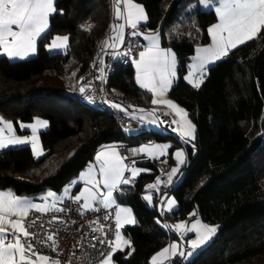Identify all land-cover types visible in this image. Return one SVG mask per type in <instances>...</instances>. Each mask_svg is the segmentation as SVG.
<instances>
[{"label":"trees","instance_id":"obj_1","mask_svg":"<svg viewBox=\"0 0 264 264\" xmlns=\"http://www.w3.org/2000/svg\"><path fill=\"white\" fill-rule=\"evenodd\" d=\"M134 1L144 5L148 16L141 29L159 30L163 44L177 56L169 96L196 128L193 145L173 132L147 134L170 144V159L176 148L185 147L182 178L168 186L178 203L175 214L199 216L217 227L215 238L191 261L176 258L173 264H264V30L212 65L196 88L184 76L196 47L210 40L215 11L202 10L197 0ZM55 9L36 56L19 61L0 57V114L15 123L35 117L49 122L41 133L47 150L42 158L36 159L29 145L0 150V190L19 195L60 192L101 146L148 140L145 132L126 136L114 114L78 94L117 22L113 0H56ZM58 34L68 36L69 46L49 53L46 45ZM107 84L141 102L148 99L136 83L133 65L117 61ZM146 166L135 184L118 191L137 223L123 229L130 245L114 254L115 264H152L151 258L176 238L163 227V213L143 198L161 169L157 161Z\"/></svg>","mask_w":264,"mask_h":264},{"label":"snow or ice","instance_id":"obj_2","mask_svg":"<svg viewBox=\"0 0 264 264\" xmlns=\"http://www.w3.org/2000/svg\"><path fill=\"white\" fill-rule=\"evenodd\" d=\"M199 3L208 8L215 6V15L219 22L208 29V34L212 38L210 47L197 48L196 56L193 58L194 64L189 66V73L185 79L188 80L193 87L198 88L203 82V78L207 71L206 65H210L215 61H219L227 57L231 50L237 48L238 45L244 44L246 41L258 38L262 30H264V0H199ZM114 16L116 20H122L124 23H115L108 39L103 41V48H110L113 50V58L117 56L130 55L132 49L129 48L126 52L117 51L121 45L125 43V27L131 29L129 37H139L141 35L139 27L142 21L147 20L145 9L142 5L135 3L134 0H113ZM122 5V7H121ZM56 11L54 7V0H0V50L6 54L10 59L24 60L33 55L37 51L38 39L44 38L49 28V17ZM91 28V26H89ZM148 44L143 47V50L138 52L139 59H132V63L136 67V82L141 89H146L152 93L153 105L163 104L169 109L173 110L180 120H173L177 125V129L181 134V138L188 137L194 139V126L186 119L187 113L179 108L175 103L166 99H157L163 97L171 84L173 77L176 75V56L171 50H164L160 46V31L155 35L144 36ZM68 37L56 36L49 51L53 49L62 50L67 47ZM134 44L135 40L132 41ZM101 59L99 64H103ZM198 70V74L197 71ZM101 75L97 77L104 80V69L100 68ZM75 75V73L73 74ZM195 77V79H193ZM87 81L86 84L80 87V92L84 93L85 89L91 84ZM120 111L125 109L120 105H113ZM143 112V110H139ZM149 116L155 117L156 112L153 110L148 113ZM168 115V113H164ZM145 117H140L143 120ZM154 123L155 120L150 121ZM0 150L6 149L9 146L27 145L30 143L32 154L36 159L44 156L38 136L37 127L46 128L47 122L36 120L32 125H23L21 128L30 127L32 129L31 137L19 138L13 134V126L11 122H4L0 119ZM7 130L8 135L3 133ZM185 140V143L189 142ZM169 145H148L141 147L138 151L141 153H151L164 155ZM177 161V167H173L168 173V181L171 182L173 174L177 173L179 166L183 163L184 153L178 150L174 154ZM126 157H121L114 149H102L96 156V165H98L99 177L97 180L93 176L94 168L89 167L88 172L81 174V179L87 176L86 184L91 185L86 187L80 195L75 196L74 202H79L83 199L82 208L88 210L92 208L91 201H97L105 209L112 207L115 204L113 198L114 191L119 190L120 185H128L133 182L135 176L140 172L139 169L128 168L124 164ZM126 171L131 172L129 178L124 175ZM161 183L157 178L154 184H149L147 189H157ZM102 184L106 190L102 192L99 185ZM146 189V191H147ZM68 191V189H65ZM52 198V208L55 207L56 197L54 193L49 191L46 196L41 199L47 201ZM145 201L151 203L152 195L148 194L144 197ZM62 199V198H60ZM162 205H168L167 211H172L175 201L167 200L161 201ZM35 209L36 211H46V206H40L31 203L27 198L15 196L11 191L0 190V264H48L49 257L40 253L32 243L33 233L23 224L24 218L29 211ZM191 215H195L192 213ZM15 217V219H12ZM106 219L108 217H105ZM116 231L115 242L109 240H99V243H107L111 251L108 253H101L105 259L101 264H111V258L117 248L120 247L122 241L125 245L130 242L121 236L120 228L122 223L134 224L135 220L132 217L131 210L128 208L117 207L115 213ZM35 223V221H33ZM159 223V221H158ZM164 228H171L181 235L183 238L188 233H195V239L187 241L188 246L193 252L204 245L212 235L217 231L216 227L202 224L197 220L190 227H186L185 223H178L175 226L163 225ZM10 228L11 232L7 229ZM95 231V229H93ZM47 241H51L49 247L55 251L57 245L53 235L47 236ZM116 247L113 248L112 244ZM93 247H95L93 245ZM178 244L172 243L165 247L161 252L157 253L151 258L152 264H163V261L169 258V254L175 256L177 254ZM193 252L184 253L180 255H192ZM35 257V259H33ZM52 264H58V261L53 260Z\"/></svg>","mask_w":264,"mask_h":264},{"label":"built area","instance_id":"obj_3","mask_svg":"<svg viewBox=\"0 0 264 264\" xmlns=\"http://www.w3.org/2000/svg\"><path fill=\"white\" fill-rule=\"evenodd\" d=\"M124 31L125 43L117 51L126 52L131 48V54L117 56L114 59L113 50L103 48L102 44L93 62L91 71L85 75L82 82L83 85L87 81H91L92 83L85 89L84 93L78 91V94L80 98L89 104L114 114L118 130L129 137L132 135L131 131L141 130L142 125L113 105L133 107L142 104V102L136 97L111 88L107 84L114 72L117 61H120L123 65H134L132 59H139L138 52L142 48L140 37H129L128 34L132 30L127 27H125ZM139 31L141 33L140 27ZM133 40L136 41L135 44L132 42ZM101 59L104 61L103 64H99ZM100 68L104 69L103 81L97 78L101 75ZM158 117L166 127L172 125V117L170 115H164V112L161 111ZM143 136L148 138V140L143 142L155 143L154 139L149 135L145 134ZM141 143L120 144L119 149L123 156L126 157L125 161L128 167L156 161L151 155L138 151L141 148ZM170 169L171 165L169 163L160 169L159 179L161 184L158 186L159 194L168 191L166 179ZM125 176L132 178L129 172L125 173ZM132 179L133 182L131 184H135L138 180L137 178ZM74 200V197L65 198L57 203L56 208L43 212L32 209L22 222L34 234L32 237L34 247L41 254L48 256L49 261L55 260L58 261V264H101V261L105 259V256H102L101 253H108L111 251V248H109L107 243H99V240L115 241L116 207L105 209L99 203H95L91 209L86 210L81 207L82 201L74 202ZM105 217L108 218L106 219ZM164 217L167 218V215H164ZM48 235L54 236L57 245L55 251L49 247L52 242L47 241ZM112 247H114V243ZM169 264H173V261L171 260Z\"/></svg>","mask_w":264,"mask_h":264},{"label":"crops","instance_id":"obj_4","mask_svg":"<svg viewBox=\"0 0 264 264\" xmlns=\"http://www.w3.org/2000/svg\"><path fill=\"white\" fill-rule=\"evenodd\" d=\"M55 1L56 0H54V7H55ZM135 2V1H134ZM197 2H198V6L200 7V3H199V0H197ZM135 3H137V2H135ZM138 4H140V3H138ZM140 5H142L143 7H144V5L143 4H140ZM121 7H122V5H121ZM144 9H145V7H144ZM203 9H211V10H214L215 11V6L213 5V6H209L208 8H205V7H203ZM145 13H146V9H145ZM146 15H147V13H146ZM51 17V16H50ZM50 17H49V27H50ZM148 21V16H147V20L146 21H142L141 22V25H140V28H141V26L142 25H144L146 22ZM219 22V20H217L216 21V23H218ZM116 23H124V21H122V20H117V22ZM216 23H214V24H216ZM213 24V25H214ZM213 25H211L210 27H212ZM209 27V28H210ZM49 29V28H48ZM48 31V30H47ZM157 33V31H151V30H142L141 29V35L139 36L140 37V41H141V50H143V47L144 46H146L147 44H148V41L147 40H145V39H143L144 38V36H152V35H155ZM59 35V34H58ZM110 35H114V33H112L111 32V34ZM55 36H57V35H55ZM54 36V37H55ZM161 36V35H160ZM53 37V38H54ZM53 38L51 39V41L46 45V50L49 52V46L51 45V43H52V41H53ZM209 38H210V40H209V42L207 43V44H205V45H200V46H197L196 47V49H195V51H194V54L192 55V57H191V61H190V64H189V66L190 65H192V64H194L195 63V61L193 60V58L196 56V50H197V48H203V47H210L211 46V44H212V38H211V36L209 35ZM39 40L40 39H38V41H37V50H38V42H39ZM256 40V38L255 39H253V40H250V41H246L244 44H242V45H248V44H250V43H252V42H254ZM160 46H161V48L162 49H164V50H171L173 53H174V51L169 47V46H166V45H164L163 44V42H162V37H161V39H160ZM238 46H240V45H238ZM237 46V47H238ZM108 49H110V48H108ZM36 54H37V51H36V53L35 54H33V55H31V56H29V57H27L26 59H28V58H32V57H34V56H36ZM175 54V53H174ZM7 57L9 60H11V61H19L20 59H10L6 54H4L3 52H2V50H0V57ZM175 56H176V54H175ZM223 59V58H222ZM176 60H177V64H176V75H175V77H173V83H174V81H175V79H176V77H177V66H178V59H177V56H176ZM217 61H215V62H213L212 64H210V65H206L205 67H206V69H207V71H206V73H205V76H204V78H203V81L205 80V78H206V75H207V73H208V70H209V68L212 66V65H214L215 63H216ZM133 68H134V71H135V80H136V67H135V65H133ZM194 71H197V74H198V70H194ZM188 73H189V68H188V70H187V72H186V74H185V76H184V78L185 77H187L188 76ZM193 79H195V77H193ZM186 80V82H188V80L187 79H185ZM137 83V82H136ZM173 83L171 84V86L169 87V89L167 90V92L165 93V95L163 96V97H157V99H166V100H169V101H172L173 103H175L179 108H181V109H183L184 110V112H187L183 107H181L178 103H176L172 98H170V96H169V91H170V89H171V87L173 86ZM189 83V82H188ZM190 84V83H189ZM138 85V84H137ZM190 85H192V84H190ZM201 85V84H200ZM139 86V85H138ZM139 88H140V86H139ZM141 89V88H140ZM142 90V92H144L146 95L148 94V99L145 101V102H142V104H140V105H138V106H133V107H124V106H122L124 109H125V111H122V112H124L125 114H127V115H129L133 120H135V121H137V122H139L141 125H142V128H141V130H134V131H131V133L132 134H138V133H141V132H145L144 134H148V132H150V131H157V132H159V133H162V132H164V131H162V130H160L158 127L159 126H161V127H163L162 126V122H161V120L159 119V117H158V114L162 111V112H164V113H168V115H170L171 117H172V125L170 126V127H166V130H167V132L165 133V134H169L170 132H173L175 135H177L180 139H181V134H180V131L179 130H175V129H177V125L176 124H174L173 123V120H177L178 121V119L180 118L179 116H177L176 115V113L173 111V110H171V109H169L166 105H163V104H156V105H153L152 103H151V101H152V93L151 92H149V91H147L146 89H141ZM139 110H143V112H141V111H139ZM153 110H155V112H156V116L155 117H152V116H149L148 115V113H150V112H152ZM188 114V113H187ZM144 116L145 118L143 119V120H141L140 119V117L141 116ZM0 119H2L4 122H11L12 123V126H13V134L15 135V136H17V137H19V138H25V137H31V135H32V129L30 128V127H26V128H21V124H23V125H32L36 120H42V121H46L47 122V127L46 128H42V127H37V136H38V140H39V144H40V146H41V148H42V150H43V152L46 154L47 153V150L45 149V147L43 146V143H42V140H41V133L43 132V131H45V130H47L48 128H49V122L46 120V119H43V118H39V117H35L32 121H30V122H23V121H19V122H17V123H15L14 121H12V120H9V119H7V118H5L4 116H2L1 114H0ZM186 119L190 122V119L188 118V115H187V117H186ZM152 120H155V122L154 123H151L150 121H152ZM0 127H3V125L2 124H0ZM172 129V130H170V129ZM169 129V130H168ZM195 130H196V128L194 127V133H195ZM130 133V132H129ZM5 136H7L8 135V133H7V130L5 129V131H4V133H3ZM195 135V134H194ZM195 137V136H194ZM184 139H185V137H184ZM195 141V138L193 139V142ZM153 144H165V143H157V142H155V143H153ZM27 145H29L30 147H31V145H30V143L29 144H27ZM27 145H18V146H9L8 148H16V147H22V146H27ZM119 146H120V144H107V145H103V146H101L98 150H97V152H96V154L94 155V158H93V160L86 166V168L78 175V177L75 179V180H73L70 184H68L66 187H64L60 192H52V193H54V196L57 198L56 199V201H55V207L54 208H56V206H57V203H59L61 200H63V199H65V198H69V197H74L75 198V196H78V195H80V193L82 192V191H84V189L86 188V187H88V188H90L91 187V185H87L86 184V179H87V176L85 175V178L84 179H81V174L82 173H87L88 172V169H89V167L90 166H92L93 168H94V171H93V176L97 179V180H99L100 179V177H99V171H98V165H96V156L98 155V153L102 150V149H109V148H112V149H114L121 157H124L123 156V154L121 153V151H120V149H119ZM7 149V148H6ZM186 153V152H185ZM144 154H146V153H144ZM165 155V154H164ZM43 156H41L40 158H42ZM164 157H166V159L163 161V163H159L158 162V160L156 159V161H157V164L160 166V167H163V165H165L166 163H169L170 165H171V169L173 168V167H175V162H174V159H173V157H174V155L172 154V159H170V156H169V153H168V155H167V153H166V155L164 156ZM187 157V156H186ZM154 158V157H153ZM155 159V158H154ZM186 161L187 160H185V162L183 163V166L186 164ZM124 164L125 165H127V163H126V161L124 160ZM183 166H182V169H183ZM134 167H136V166H134ZM137 167H140L139 168V170H140V172H139V174L137 175V176H135L134 178H139V176H140V174L141 173H143V172H146L147 171V166H146V164H142V165H138ZM128 168H133V167H128ZM171 169H170V171H169V173L171 172ZM127 172H129L130 174H131V172L130 171H126L125 173H127ZM125 173H124V175H125ZM183 173V172H182ZM183 175V174H182ZM179 177H180V175H179ZM182 177V176H181ZM181 177L180 178H175L174 179V181L172 182H169L168 181V176H167V179H166V184L168 185V186H175L179 181H180V179H181ZM128 185H131V183L130 184H128ZM122 186H125V185H120L119 186V190L121 189V187ZM99 188H100V190L102 191V192H105L106 190L103 188V185L102 184H100L99 185ZM65 189H68V191H65ZM118 190V191H119ZM2 191H5V190H2ZM118 191H114V193H113V198L117 201V202H120V200H119V198H118ZM5 192H7V191H5ZM12 192V191H11ZM148 192V191H147ZM15 196H18V197H21V198H27L31 203H33V204H36V205H40V206H46L47 207V210H51V209H54V208H52L51 207V205H52V203H53V200H52V198H49L47 201H45V200H43V199H41V197H44V196H46L47 195V193H44V194H41V195H39V196H27V195H19V194H15L14 192H12ZM146 194V193H145ZM147 194H151L152 195V201H153V204L154 205H156L157 206V208H158V210H160V212H162L163 213V216L164 215H167V218L166 219H168L167 221H166V223H162V225H165V224H167V225H170V226H172L173 224L172 223H174V221L175 222H177V223H185V225H186V227H190L191 226V224H194L197 220H199L202 224H205V225H208V226H212V227H216L215 225H209V224H207L206 222H204L199 216H195V217H193V218H191V219H185V218H182V217H179V216H177L176 214H175V212H176V210H177V208H178V203H177V200H176V198L174 197V195L173 194H171V193H169L168 191L167 192H165V193H163V194H159L158 193V190L157 189H154V190H151L150 192H148ZM60 198H62V199H60ZM169 199H171V200H174L175 201V205H174V207H173V209H172V211H167V207H168V205L166 204V203H164L163 205H162V203H161V201L163 200V201H167V200H169ZM81 201L82 202H84L83 201V199H81ZM95 203H98L97 201H91V204H92V206L95 204ZM100 204V203H99ZM101 205V204H100ZM153 205V206H154ZM102 206V205H101ZM112 207H116V209H117V207H119L118 206V204H115V205H113ZM35 210V209H34ZM46 210V211H47ZM165 218V217H164ZM12 219H15V217H13ZM174 226V225H173ZM125 227H127V226H125ZM124 227V228H125ZM123 228V229H124ZM169 229V231L170 232H172V233H174L175 235H176V238L175 239H173L167 246H165V247H168L170 244H172L173 242H175V240L176 239H178L179 241H181V236H180V234H178L177 232H175L173 229H171V228H168ZM216 229H217V227H216ZM9 232H11V229L10 228H8L7 229ZM216 234H217V231L215 232V234L214 235H212L211 237H210V239L204 244V245H202L200 248H198V249H196L195 250V252H194V256L198 253V252H200L204 247H206L214 238H215V236H216ZM184 238L188 241L189 239H195V233H188L187 234V236H184ZM188 245V244H187ZM164 247V248H165ZM163 248V249H164ZM161 251V250H160ZM159 251V252H160ZM180 253H181V249L179 248L178 249V251H177V254H176V256H175V258H174V256H172V255H170L169 254V258L168 259H166V260H164L163 261V264H169V262L172 260V261H174L176 258H181L180 257ZM186 254H187V252H185ZM157 254V253H156ZM155 254V255H156ZM185 256V258H186V256L187 255H184ZM193 256V257H194ZM192 257V258H193ZM184 258V259H185ZM192 258H190L187 262H189V261H191L192 260ZM33 259H35V257H33ZM184 259H182L181 258V261L183 262V263H187V262H184L185 260ZM152 263V262H151ZM48 264H52V262L51 261H49L48 262ZM111 264H113L112 262H111ZM115 264V263H114Z\"/></svg>","mask_w":264,"mask_h":264},{"label":"rangeland","instance_id":"obj_5","mask_svg":"<svg viewBox=\"0 0 264 264\" xmlns=\"http://www.w3.org/2000/svg\"><path fill=\"white\" fill-rule=\"evenodd\" d=\"M200 8L202 9V10H204V11H209V10H211V9H203V6L202 5H200ZM57 36H61V37H64V36H67V35H65V34H59V35H57ZM56 37V36H55ZM54 37V38H55ZM68 37V36H67ZM53 38V39H54ZM68 46H69V39H68V42H67V47L65 48V49H62V50H57V49H53V50H51V51H49V53H56V52H64V51H66L67 50V48H68ZM185 109V108H184ZM187 113V112H186ZM188 115V114H187ZM188 118H189V116H188ZM190 119V118H189ZM180 120V118L178 119V121ZM190 123L195 127V124L193 123V121L190 119ZM162 124V126L163 127H161V126H159L158 128L160 129V130H162V131H164V132H162L163 134H165L166 132H167V130H166V125L165 124H163V123H161ZM170 129V128H169ZM168 129V130H169ZM170 130H172V129H170ZM195 134V133H194ZM195 136V135H194ZM181 140L183 141V143H185V140H189V138L188 137H185V139L184 138H181ZM166 145H169V147L166 149V153H167V155H168V151H169V148H170V144L169 143H165ZM165 144H153V143H151V142H142L141 144H140V146L141 147H143V146H148V145H165ZM185 144H190V145H193V139H190L189 140V142H187V143H185ZM178 150H181V151H183V153H184V157H183V163L185 162V160H187V157H186V153H185V147H183V146H180V147H178V148H176L175 150H174V152H173V155L175 154V152L176 151H178ZM166 153H165V155H166ZM146 154H148V155H151L152 157H154L155 159H157L158 160V162L159 163H163V161L166 159V157H164L165 155H159V154H156V156H153V154H151V153H146ZM173 159H174V162H175V167H177V161H176V159H175V156L173 157ZM183 163L179 166V170H178V172L177 173H175V174H173V176H172V182L174 181V179L177 177V178H180L181 176H182V166H183ZM164 164V163H163ZM168 163H166L165 165H167ZM165 165H163V166H165ZM133 168H135V169H139L140 167H133ZM160 168H162V167H160ZM179 175H180V177H179ZM182 178V177H181ZM156 182V181H155ZM154 182V183H155ZM154 183H151V184H154ZM161 184V183H160ZM159 184V185H160ZM151 190H154V189H148V192H150ZM147 192V193H148ZM145 194V195H148V194ZM144 195V196H145ZM146 203H147V205L148 206H153L154 204H153V201L151 200V203H149L148 201H145ZM115 204H118V206L119 207H121V208H128V209H130L131 210V213H132V217H133V219L135 220V223L134 224H128V223H122V226H121V228H120V232H121V236H122V238L123 239H125V240H127V238L125 237V235H124V230H123V228L125 227V226H133V225H135L136 223H137V221H136V217H135V215H134V213H133V210H132V208L126 203V202H124L123 200H122V198L120 197V202H117L116 200H115ZM114 204V205H115ZM174 226L176 225V224H178L177 222H175L174 221V223H172ZM172 225V226H173ZM181 236V235H180ZM182 238V237H181ZM115 240H116V238H115ZM115 242V241H114ZM173 243H177L178 244V249L180 248L181 249V252H187V253H189V252H193V250L187 245V240L183 237L182 239H181V241H179L178 239H176L175 240V242H173ZM130 245V244H129ZM129 245H125L122 241L120 242V247L119 248H117L116 249V251L113 253V255H112V258H111V262L114 264L115 263V260H114V254L117 252V251H119V250H122V249H124L125 247H127V246H129ZM116 247V245H115V243H114V247L113 248H115ZM178 249H177V251H178ZM163 250V248L161 249V251ZM160 251V252H161ZM195 252V251H194ZM194 252H193V254L192 255H187L186 256V258H185V256H181L180 255V257L182 258V259H184L185 261L184 262H187L190 258H192L193 256H194ZM157 253H159V251L157 252ZM176 256V255H175ZM175 256H174V258H175Z\"/></svg>","mask_w":264,"mask_h":264}]
</instances>
